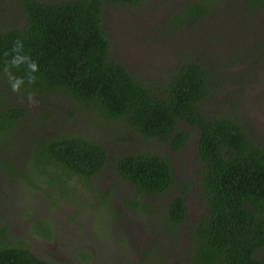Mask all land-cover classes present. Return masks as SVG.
Segmentation results:
<instances>
[{"label":"trees","instance_id":"16d2710c","mask_svg":"<svg viewBox=\"0 0 264 264\" xmlns=\"http://www.w3.org/2000/svg\"><path fill=\"white\" fill-rule=\"evenodd\" d=\"M214 1H180L163 21L160 34L173 38L180 29L198 24L200 18L207 17ZM17 2L24 22L0 31V140L15 136L26 143L20 162L9 156L6 159L20 165V185L43 195L51 207H57L60 201L73 206L72 201L82 198L79 186H91L98 179L95 175L111 164L113 174L130 187L125 194L122 189L116 190L123 211L141 222L149 216L156 218L157 229H164V241L173 242L175 230L185 224L186 213L184 197L168 194L175 183L169 161L162 155L143 153L112 156L100 142L60 133L53 126L54 111L47 107L42 94L61 96L63 105L68 103L70 108L64 109L62 121L71 120L78 108L90 107L104 119L106 127L123 121L124 126L127 124L144 138L167 143L169 152H180L186 140L192 138L193 131L179 130L180 125H189L197 130L195 143L203 167L196 166V180L188 182L185 190L194 184L206 210L186 227L185 246L174 252L178 257L187 255L186 264H264V254L256 251L264 246V150L250 139L242 122L230 114L203 115L201 102L209 95L208 84L220 81L218 74L210 81L211 69L206 63L188 57L162 82L156 80L149 87L124 64L110 58L109 42L101 26L104 5L130 6L156 0ZM231 4L235 13L251 17L264 10V0H232ZM251 30L254 36L256 28ZM16 40L22 42V54L36 61L38 70L32 73L35 80L31 85H21L14 93L4 65L11 58ZM255 42L240 58L242 65L257 68L264 62V44ZM9 71L27 83L23 65ZM247 74L241 71V78ZM112 189L108 181L104 191L93 199L92 207L82 206L84 212L98 207ZM165 194L166 203L156 202L152 209L149 197L160 199ZM42 218L34 223V233L52 239L54 228L47 217ZM8 228L0 222V264H58L36 256L23 239L12 240ZM142 230L149 233L145 226ZM156 233H149L153 242ZM149 247L142 250L138 264L167 263L162 251L157 254L151 244ZM180 260L172 264H184ZM117 261L105 264H119ZM134 263L124 260L120 264Z\"/></svg>","mask_w":264,"mask_h":264},{"label":"rangeland","instance_id":"374dc122","mask_svg":"<svg viewBox=\"0 0 264 264\" xmlns=\"http://www.w3.org/2000/svg\"><path fill=\"white\" fill-rule=\"evenodd\" d=\"M180 1L156 0V3L130 6L122 3L104 5L101 26L109 42L110 58L124 64L133 76L149 87L156 80L162 82L186 58H200L211 69L210 81L216 73L220 78V81L208 84L209 95L201 102L204 115L230 114L242 122L250 139L264 150V62L257 68L240 63V58L247 54V48H253V40L264 44V10L260 15L251 17L247 13H235L232 0L220 3L215 0L207 17L200 18L201 22L180 29L173 38L164 37L159 32L162 23ZM23 22L24 15L17 0H0V31ZM252 27L256 28L254 36ZM243 70L248 71L245 78H241ZM42 99L54 111L53 126L62 134L100 142L107 146L112 156L126 152L164 156L175 178L168 194L182 195L188 203L185 227H178L172 236L173 242H168L162 238L164 229H157L154 223L156 218L149 216L145 222H141L139 218L127 215L121 207V201L116 198V190L122 189L125 194L130 192V187L113 174L111 164L95 175L94 178L98 179L91 186H79L78 193L82 198L72 201L73 206L64 201H60L57 207L49 206L48 199L43 195L20 185V165L16 160H22L27 146L22 137L17 139L14 136L0 140V222L9 227L10 236L23 239L29 246L28 250L36 256L48 257L58 264H105L113 260H119V264L124 260L138 264L142 250L149 249V244L155 253L162 251L166 264H172L178 258L177 251L185 246L186 227L194 224L200 212L199 206L202 205L200 193L194 184L185 190L188 182L196 180L197 168L194 163L189 165L188 160L192 159L191 143L197 133L192 132V138L180 152H169L167 143L144 138L137 131L133 132L127 124L124 126L123 121L106 127L104 119L90 107L85 110L78 108L71 120L62 121L64 109L70 108L68 103L64 106L61 96L49 93L42 94ZM54 104H58V107ZM180 126L179 130L193 131L190 127ZM8 156L16 162L13 159L6 160ZM2 161L4 164H1ZM108 181L113 189L107 193L106 200L92 208L90 213L84 212L82 206L87 205L88 209V205L92 207L93 199L96 200L104 191ZM166 197L167 194L160 199L149 197V202L153 203L151 208L156 207V202L165 204ZM42 217H47L54 228L52 239L37 236L36 230L34 233V223L43 220ZM144 226L149 233L159 232L154 242L150 234L142 230ZM83 256L88 257V260ZM186 259L187 255H184V264Z\"/></svg>","mask_w":264,"mask_h":264},{"label":"clouds","instance_id":"9594fccd","mask_svg":"<svg viewBox=\"0 0 264 264\" xmlns=\"http://www.w3.org/2000/svg\"><path fill=\"white\" fill-rule=\"evenodd\" d=\"M22 48L23 45L20 40L14 41L11 47V58L8 59L4 65V72L7 75V82L10 86V90L14 93L20 90L21 85H25V87L31 85L35 80V77L32 75V73H35L38 70L36 61L31 59L27 54H22ZM4 55L7 56L8 53L5 52ZM21 65H23L25 68L27 83H25L23 77L15 76L9 71V68L19 69ZM28 100L31 104V94H29Z\"/></svg>","mask_w":264,"mask_h":264},{"label":"flooded vegetation","instance_id":"af4514ba","mask_svg":"<svg viewBox=\"0 0 264 264\" xmlns=\"http://www.w3.org/2000/svg\"><path fill=\"white\" fill-rule=\"evenodd\" d=\"M259 13H261V12H259ZM259 13H257V14H259ZM260 15V14H259ZM255 16H257V15H255ZM176 68L177 67H175L174 69H173V71H171V73H173L175 70H176ZM170 73V74H171ZM203 115H204V112H203ZM232 118H234V117H232ZM234 119H236V118H234ZM236 121L237 122H239L237 119H236ZM184 127V125H182V126H180V128H183ZM187 127H190L191 129H193V132L194 133H197V130L196 129H194L192 126H189V125H187ZM196 137H197V135H195ZM195 136L193 137V140H192V143H191V146H192V159L191 160H188L189 161V165H192V163H194L195 165V167L196 166H200V168L201 167H203V165H202V162H201V159L199 158L198 159V154H197V149H196V143H195V141H196V138H195ZM189 138V137H188ZM189 142V139H187L186 140V143H188ZM186 143H185V145H186ZM184 148V147H183ZM194 149H196V151L194 152ZM197 156V159L195 158ZM187 161V162H188ZM185 200V199H184ZM185 203V213H187V211H188V203L185 201L184 202ZM199 209H200V212H199V214H198V216H197V218H196V220L200 217V215L201 214H203L204 213V211L206 210V208L203 206V205H201V206H199ZM264 221V220H263ZM192 225V224H191ZM15 238H13L12 240H14ZM257 254H259V255H263V252H264V246L263 247H260V248H258L257 250ZM260 253H259V252ZM177 257H178V255H177ZM179 259H181L180 260V262H182V257H178L177 259H174V260H179ZM173 260V261H174Z\"/></svg>","mask_w":264,"mask_h":264}]
</instances>
